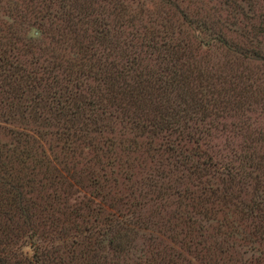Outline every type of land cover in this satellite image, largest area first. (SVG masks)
I'll return each instance as SVG.
<instances>
[{
	"label": "trees",
	"instance_id": "16d2710c",
	"mask_svg": "<svg viewBox=\"0 0 264 264\" xmlns=\"http://www.w3.org/2000/svg\"><path fill=\"white\" fill-rule=\"evenodd\" d=\"M150 1L0 0V264H264V0Z\"/></svg>",
	"mask_w": 264,
	"mask_h": 264
},
{
	"label": "rangeland",
	"instance_id": "374dc122",
	"mask_svg": "<svg viewBox=\"0 0 264 264\" xmlns=\"http://www.w3.org/2000/svg\"><path fill=\"white\" fill-rule=\"evenodd\" d=\"M129 1H132V0H129ZM142 1V4H143V2L145 1V0H141ZM209 6H215V5H217V4H211L210 3V0H204ZM151 2H153V3H157V2H159V0H151L150 2H148L147 4H146V6L145 7H143V9H144V14L143 15H139V21H136L135 22V24H136V28L138 29V30H140L141 29V31H143L144 30V26H148L149 24H147V23H149L150 21H149V19L151 18V17H149L148 15H153V17L155 16V15H157V13L156 12H158L157 11V8L153 5V4H151ZM194 2H197L196 0H194ZM133 3V2H132ZM135 3V2H134ZM197 3H199V2H197ZM216 3V2H215ZM137 4V3H136ZM158 9H159V7H158ZM140 12H138V14H139ZM2 19H4V20H6V18H2ZM0 20H1V18H0ZM2 21V20H1ZM149 29V28H148ZM142 34H143V32H141ZM146 33V32H145ZM235 40H237V37L236 38H234ZM236 42H238V43H241L242 42V38H239ZM218 59L216 60L215 59V61L217 62V63H219V64H223V63H225L228 59H224L221 55L219 56V57H217ZM235 58H237L236 56H235V53H234V57L232 58V59H235ZM258 115V111H256V113L254 114V115H252L253 117H255V116H257ZM237 121V120H236ZM225 123L227 124V125H231V123H236L233 119L232 120H229V121H225ZM222 126L223 125H220V127L222 128ZM227 138H229V135L228 134H225L223 137L221 136V135H219L218 136V138L216 139V141L219 143V144H225V142H226V140H227ZM237 140L238 141H241L242 140V137H238L237 138ZM24 250L26 251V252H29V253H32V249L30 248V247H24ZM263 250H264V248H263ZM236 258H239V256H237L236 255ZM263 263H264V258H263Z\"/></svg>",
	"mask_w": 264,
	"mask_h": 264
}]
</instances>
